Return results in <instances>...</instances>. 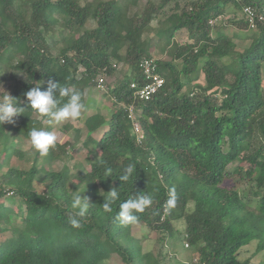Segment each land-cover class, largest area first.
I'll list each match as a JSON object with an SVG mask.
<instances>
[{
  "label": "trees",
  "instance_id": "16d2710c",
  "mask_svg": "<svg viewBox=\"0 0 264 264\" xmlns=\"http://www.w3.org/2000/svg\"><path fill=\"white\" fill-rule=\"evenodd\" d=\"M138 1L0 0V63L18 75L8 93L22 106L24 93L40 81L51 78L84 93L99 75L113 73L116 62L129 66L108 86L113 109L98 139L92 136L99 129L94 118L85 120L96 158L75 185V192L82 191L91 203L79 228L69 220L74 192L65 188L66 171H39L35 150L30 165L1 171L12 153L22 155L11 151L9 133L29 139V130L46 126V118L28 108L14 124L0 126V201L9 192L21 200L18 222L0 202V234L10 231L0 240V264H105L112 251L125 264H159L132 245L131 223L117 218L119 204L139 193L151 194L153 203L136 213L137 222L168 236L180 222L200 263L248 264L237 254L252 241L255 254L264 252V0H145L142 8L128 12ZM245 5L254 11L255 28L249 44L235 51L232 36L213 32L210 21ZM153 21L172 47L171 56L155 60L164 83L141 100L130 83L144 81L139 60L151 57L143 35ZM228 21L250 29L246 17ZM180 30L187 38L174 42ZM199 73L203 84L182 91ZM130 105L140 140L128 115ZM69 147L57 142L46 156L66 154ZM235 160L248 165L241 176L253 187L254 206L234 185L223 186ZM129 163L136 165V175L121 183L118 174ZM106 168L113 175L103 177ZM112 188L120 199L106 212L103 197ZM173 188L175 205L169 207Z\"/></svg>",
  "mask_w": 264,
  "mask_h": 264
},
{
  "label": "rangeland",
  "instance_id": "374dc122",
  "mask_svg": "<svg viewBox=\"0 0 264 264\" xmlns=\"http://www.w3.org/2000/svg\"><path fill=\"white\" fill-rule=\"evenodd\" d=\"M84 3L88 0H77ZM122 1V0H121ZM125 1V0H123ZM145 0H139L136 5H130L127 9L128 12L140 9L143 7ZM245 18L243 10L228 9L225 16H218L216 22L212 19L210 22L213 25V32L220 29V31L232 36L235 44V51H241L250 42V34L254 31L252 28L238 29L234 25L229 24V19L233 18L235 21ZM161 26L153 21L150 28L144 33V47L155 60H169L171 48L168 46V42L165 37H161ZM78 34V31L75 32ZM187 38V34L184 30L178 31L174 36V42H184ZM216 59V57H215ZM218 62H230V58L222 57L216 59ZM177 63V61L175 62ZM179 65V62L177 63ZM129 72V66L125 62H116L115 70L111 74H101L97 77L102 79L103 88L96 85L87 87L84 90L83 102L85 103V110L77 120L63 121L60 124L54 125L51 131H54L57 135V142H68L69 148L66 154H58L56 157L50 159L47 156H38L37 164L39 171L51 170L59 171L63 170L69 174V177L65 183L67 191H77L76 182L83 172L90 169V162L96 158L95 148L93 149V143L87 140V127L85 120L87 117L92 116L96 121L99 129L92 134L93 138L98 139L102 134V127L105 126L107 119L109 118L110 111L113 109L111 104V95L108 93V86L114 84L117 79L122 78ZM194 75V74H193ZM18 75L7 65L0 63V87L5 91H9L11 85L17 80ZM96 79V80H97ZM203 84L201 73L191 83L185 84L182 91H190V88H196L198 85ZM264 84V82H263ZM0 89V96L6 94L4 90ZM8 145L13 152L14 150H20L22 155L18 153H12L7 163L4 161L2 172L7 169L8 166L23 167L31 163L34 157V149L31 146L30 140L21 137L18 134L9 133ZM226 148V145L223 146ZM92 150V153L87 151ZM4 156L1 153L0 146V158ZM248 165L241 160H235L229 164L227 170L229 175L223 182V186L235 188L239 193L246 197V199L252 200L250 206H254L255 196L251 193L253 187L244 179L241 175L245 172ZM39 186H42L39 183ZM5 206V211L8 213L13 221H19L17 215V206L21 204L19 197L15 196L11 192L1 198V201ZM16 219V220H14ZM173 234L166 235L162 231L150 229L144 223L136 222L131 223L127 230V234L130 238L134 239L132 245L137 244L139 252L141 254L149 252L154 258H156L159 264H193L194 259L197 260L199 254L194 247L185 245L186 240L182 235V224L175 222L173 224ZM10 234L7 231L0 234V240L5 239ZM33 240V239H32ZM35 240V238H34ZM124 243V242H123ZM136 247V246H135ZM256 242L252 241L247 246H244L237 254L238 260L249 259L248 264H264V252L255 254ZM105 264H125L115 252H111L110 257Z\"/></svg>",
  "mask_w": 264,
  "mask_h": 264
},
{
  "label": "clouds",
  "instance_id": "9594fccd",
  "mask_svg": "<svg viewBox=\"0 0 264 264\" xmlns=\"http://www.w3.org/2000/svg\"><path fill=\"white\" fill-rule=\"evenodd\" d=\"M46 83V87H41ZM0 89H3L0 87ZM4 90V89H3ZM4 95L0 96V126L5 123H15L16 119L25 114L26 109L35 110L40 116L46 118V126L33 127L29 130V139L32 148L41 156H46L50 149L56 147L57 135L50 129L63 121L77 120L85 110L83 102L84 93L75 88L63 86L60 81L49 78L46 82L40 81L34 87L24 93L26 97L23 106L16 97L11 96L4 90ZM136 165L129 163L122 172L118 174L121 183H127L135 174ZM113 175L111 168H106L103 177ZM81 192H74L71 197V208L74 210L70 214V224L74 228L81 226L90 208V201L87 196H82ZM108 195L103 197V208L106 212L112 211V205L120 199L117 188L109 190ZM169 207L175 205V189L169 190ZM153 203V196L148 193H139L119 204L117 218L125 224L136 223L139 217L136 213H142Z\"/></svg>",
  "mask_w": 264,
  "mask_h": 264
},
{
  "label": "built area",
  "instance_id": "2783aa9c",
  "mask_svg": "<svg viewBox=\"0 0 264 264\" xmlns=\"http://www.w3.org/2000/svg\"><path fill=\"white\" fill-rule=\"evenodd\" d=\"M243 12L249 23L250 28L254 29L255 14L253 9L250 6L245 5L243 6ZM139 68L141 70L144 81L141 84L133 81L130 83V87L133 89V95L135 98L141 100H148L152 97L153 94H155L162 87L164 83V79L162 76H160L159 72L157 71V65L155 59L152 57L143 56L142 58H140ZM96 84L98 87L103 88L101 77L96 80ZM128 115L133 123V132L136 134L137 139L140 140L143 137V135L141 133L140 126L135 120L136 114L134 112L132 105H130L128 108ZM185 245L187 246V243H185ZM193 264H204V263H200L198 259L197 260L194 259Z\"/></svg>",
  "mask_w": 264,
  "mask_h": 264
}]
</instances>
